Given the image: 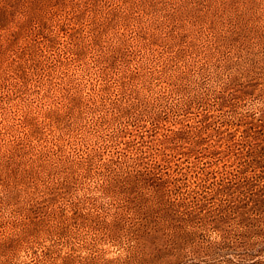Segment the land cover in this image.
Masks as SVG:
<instances>
[{
	"label": "rangeland",
	"instance_id": "obj_1",
	"mask_svg": "<svg viewBox=\"0 0 264 264\" xmlns=\"http://www.w3.org/2000/svg\"><path fill=\"white\" fill-rule=\"evenodd\" d=\"M0 264H264V0H0Z\"/></svg>",
	"mask_w": 264,
	"mask_h": 264
}]
</instances>
